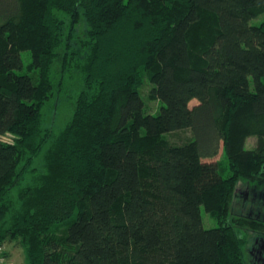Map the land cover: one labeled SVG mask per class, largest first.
Returning a JSON list of instances; mask_svg holds the SVG:
<instances>
[{"label":"trees","instance_id":"trees-1","mask_svg":"<svg viewBox=\"0 0 264 264\" xmlns=\"http://www.w3.org/2000/svg\"><path fill=\"white\" fill-rule=\"evenodd\" d=\"M62 96L70 116L49 128ZM239 182L264 187V0H0L10 262L15 243L26 264H247L240 231L264 222L232 216Z\"/></svg>","mask_w":264,"mask_h":264},{"label":"rangeland","instance_id":"rangeland-1","mask_svg":"<svg viewBox=\"0 0 264 264\" xmlns=\"http://www.w3.org/2000/svg\"><path fill=\"white\" fill-rule=\"evenodd\" d=\"M262 18L254 20L252 21V23H259L262 20ZM23 58L27 66L31 60L30 54L28 52H24ZM74 81L76 80H73V82ZM76 86L77 84L74 82V87L70 88V91H72V93L74 92L73 89L76 90ZM150 90H151V87L146 81H144L142 87H140V91L142 92V95L145 100L146 111L150 114L157 115L160 112L161 104L159 100L153 99L150 96V93H151ZM60 96L61 95H59V97ZM58 101H60V103H58ZM197 103L198 102L194 100L190 106L193 107ZM70 113H71V110H70V107L68 106L66 96L64 97L62 96L61 99H52L50 103L46 106L45 126L49 128L53 127L56 130L61 129L62 127H64L66 121L68 120ZM165 138L170 143L178 144V145L190 142L191 140L194 139L193 134L190 130L179 131L175 133H168V134H165ZM256 143H257V139L249 138L246 143V148L251 149L254 146H256ZM222 159H223V150L221 146L219 155L212 160H207V162H215L219 160L221 161ZM39 164L41 165V162H39ZM221 174L224 177H228L230 175L227 160L223 161L222 163ZM259 188L261 189V187H258V186L246 185L244 182L238 183L236 191H235L236 197H235V200L231 208V214L233 217H236V218L249 217V213L251 212V209L253 208V204L250 201V199L246 200L244 198L243 193H245L246 191H249L253 195V192H256L255 190L259 191ZM202 216H203V222H204L205 228L209 229V228H213L216 226V219L213 217V215L207 213L204 208H202ZM240 234L243 239L247 240V244L245 247V256L247 257L249 256L248 248L251 247V241L254 240L255 236L251 233V231H248V230H246V233L244 231L243 232L240 231ZM5 250L6 252L10 254L11 263L26 264L25 251L19 245L15 243L8 244L5 247ZM247 264H250L249 259H247Z\"/></svg>","mask_w":264,"mask_h":264},{"label":"flooded vegetation","instance_id":"flooded-vegetation-1","mask_svg":"<svg viewBox=\"0 0 264 264\" xmlns=\"http://www.w3.org/2000/svg\"><path fill=\"white\" fill-rule=\"evenodd\" d=\"M255 191L253 195L249 191L243 193L244 198L246 200L250 199L253 204L249 217H254L264 222V187L259 188V191ZM253 235L255 237L251 241V247L248 248L249 256H247V259H249L250 264H264V232H257Z\"/></svg>","mask_w":264,"mask_h":264},{"label":"built area","instance_id":"built-area-1","mask_svg":"<svg viewBox=\"0 0 264 264\" xmlns=\"http://www.w3.org/2000/svg\"><path fill=\"white\" fill-rule=\"evenodd\" d=\"M4 248L0 247V264H12L4 255Z\"/></svg>","mask_w":264,"mask_h":264}]
</instances>
